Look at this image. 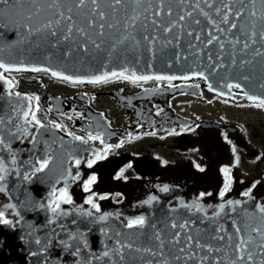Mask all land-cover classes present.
<instances>
[{"label": "water", "instance_id": "water-1", "mask_svg": "<svg viewBox=\"0 0 264 264\" xmlns=\"http://www.w3.org/2000/svg\"><path fill=\"white\" fill-rule=\"evenodd\" d=\"M159 2L160 0H151V5L146 2L137 11L142 12L145 8L156 9L159 6ZM194 3L195 0H191V3H189V0H185V4L181 5L179 0H164L165 11L170 7L173 12L171 18L164 15L161 20L159 17H154L151 11L145 12L144 15L140 16V20L136 22L135 29H129L132 36L124 39L125 36H128V33L124 31V22L134 14L133 9L136 8L133 0H125V6L116 13V19L120 21L119 27L111 29L110 31L108 29L105 30L104 51L85 54L79 49H76L70 56L64 54L67 49L73 48L70 41H61L55 47L52 46L59 39V36L62 35V33H59V30L57 37H52L45 31L28 39H23L21 36L23 30L16 29L12 23H9V17H5L3 21L5 27L0 28V60L21 68H49V72H33L28 70L11 72L24 74L20 77L19 81L28 86L36 87H43L44 85L39 78L33 76L34 74L45 73L54 79L61 80L58 77H53L51 71H57L63 75H70L74 78H82L85 80L102 75L105 72H119L125 68L128 69L129 74L134 71L137 75L178 77L170 82L196 79L205 81L199 76L194 75L195 73H203L207 76V81L199 87H196V85L193 86L192 84H179L177 86L167 87L157 85L144 87L140 92L132 95H124L122 90L113 94H99V97L109 96L113 98L125 110V116L131 123V127L126 131L111 128L109 120L103 113L96 112L92 109L89 103H86L88 100H85L86 105L82 107L79 104L81 95H77L69 100L68 98L51 95L46 89L43 90V96L39 100V114H44V108L63 116L82 113L84 119L90 121V124L83 126L81 124L78 125V122L75 124V127H78V129L83 130L87 134L89 132L103 134L105 143L113 140L114 137L118 138L119 142L121 140H130L129 134H131V138H134L135 135L137 137L141 133L146 132L145 130L156 127L154 122H157V125L162 123L156 129L164 131L171 120H179V118L175 119L176 116L172 112L171 101L181 95L200 97L204 88L210 91L209 84L215 89V91L210 92L215 94L221 92L223 95L219 96L222 97L236 98L232 90L230 92L225 86L227 83H239L244 91L249 92V94L264 96V88L260 87L264 83V57H255L253 59L254 48L260 47L261 45L259 43L250 48L247 54L241 53L239 51L240 46H237V49H233L227 41L236 36H240L241 43H243L246 36L242 35L238 30H233L232 33H225V35L221 36V40L225 41L223 53H220L218 43L216 42L212 45L205 46L209 38V31H212L214 35H220V33L216 32L212 25L208 24L207 20L199 15L198 10L194 11V18H199L201 24L195 25L191 19H187L184 22L185 28L188 31H194V35L188 36L185 31L179 41L175 37L181 31L180 29H174L172 33L165 35L162 28L157 29L150 22L151 19L156 18L164 26H168L169 21H175L178 15H182L185 11H193L191 4ZM245 3H248V7L251 8L248 0H245ZM215 6L222 7V0H216ZM201 7H205V10L209 11L212 18L219 22L220 17H217L211 9H207L203 4H201ZM257 7H259V0H257ZM240 8L241 5L237 0L233 12ZM49 16L50 13L45 12L42 14L40 20L44 21ZM145 16H147V19H145ZM248 19V10L245 9V16L238 23L247 24ZM109 22H114L111 17L109 18ZM257 23L259 25L260 22L257 21ZM144 24L148 25L147 28L143 27ZM221 27L227 28L226 25H221ZM196 34L200 35V41L195 40L194 36ZM145 35L149 38L153 35L158 37L157 42L153 45L154 51L149 50V43L143 39ZM132 37H135V39ZM167 39H172L173 43L166 44ZM118 40H123V43L117 44L115 53L109 58L108 52L110 51V46ZM136 41H139V44ZM190 43L195 44L196 47H189ZM177 44L179 45L178 47L176 46ZM198 50L199 54L197 55ZM233 52H235L237 60L235 67L231 66V54ZM209 53L212 54L215 63L208 60ZM218 55H223L225 67L214 71L216 65L221 63L220 60L216 59ZM245 59L253 60V63L245 65L242 70L240 61ZM183 76H189L190 78L188 80L180 79ZM244 76H248L250 79L244 80ZM6 77L9 78L8 76ZM154 81L157 80L149 79L139 82L149 83ZM162 82L169 81L163 80ZM27 96L30 95L20 94L19 99L16 98L15 93L9 96L7 85L0 80V118L7 119L9 116H13V106L19 108L20 105H24L26 110L28 102L23 98ZM73 101H77V103L72 105ZM159 108L166 115L161 118L158 116L157 119L152 113ZM201 121L195 123L198 124L202 132H207L209 129L207 127L210 122L206 120ZM21 122V120H17V123ZM138 123L143 124L144 127L138 129V132H136L135 127ZM44 125L45 128L41 129V134L37 136L38 144L36 146H33L30 142V137L24 138L22 135L19 138L7 137L12 149L17 154V160L22 174L25 171L30 172L32 166L35 165L36 158L49 151L53 156V164L49 166V170L39 173L37 177L31 178L29 181L16 178L13 173L8 178L7 191L0 192V211H5L6 218L12 221L10 225L0 223V264H76L78 260L80 264H88L89 261L91 264H146L148 260H153V264H156V260L159 257L154 260L152 256L143 252H136L134 249L137 247H151L153 251L158 252V241L154 237L157 231L160 232L161 237L165 241L171 239L177 231L181 232V237L183 238L184 233L181 229H173L171 227L174 222L179 225L188 221L187 231L189 234L194 236L198 235L201 242L211 243L214 246L221 242L211 240L210 236L215 234V230L220 225H223L224 229L233 235L235 241L236 226L241 227L243 234L246 236L248 231L245 225L256 226L260 224V214L256 211V206L264 205V197L256 193L252 194L253 199H249L248 197L243 198L238 193L226 195L224 200H221L216 195H205L203 199H199L198 201L204 209L201 212H198L195 208L186 209L182 207L181 201L184 204H191L197 200L199 197H195L194 192L201 190L200 183L205 184L202 176H196V179H194L195 176L193 177L192 181L196 187H192L190 181H188L190 185L184 183L186 178L184 173L179 175L176 181L147 183L146 185H142L141 183L136 184L134 181H129L122 185L116 184L117 191L118 187H120V192L122 193L124 191L122 194L126 195V201L123 204H116L114 206L112 201H104V203L100 204L102 205L101 213H95L93 210L94 214L92 217L81 216L74 211L76 207L83 206L85 209H90V206L84 202L75 206L79 202L78 200L80 198L83 199L85 195V193H82V182L88 177L89 169L87 170L84 164L92 156L91 149L99 151L100 149H97L99 147L92 142L88 144L75 141L71 136L69 137L61 131L59 132L58 129L47 124ZM224 127H226V131L231 132V126ZM156 129L154 130L156 131ZM30 132L36 135L35 128H31ZM98 145L101 148L102 144L100 143ZM69 153L73 157L82 160L79 169L75 167L74 159L70 160ZM0 155L5 157L7 166L12 168L13 166L10 163V156L7 151L0 152ZM29 160L31 164L26 163ZM121 160L126 162L128 161V157L123 156ZM142 161L145 160H137L135 167L138 172L141 171L142 167L145 168L140 173L144 177L146 171L150 170L151 164ZM109 163L106 166L101 165L90 169V173L96 172L100 180L105 183L108 174L115 164L114 159L110 160ZM118 163L119 159L117 158L116 165ZM61 165L64 168H71L73 174L79 171L81 179L76 182H69V191L72 194L74 204L62 205L66 211L71 212V215L60 217L56 224H49L48 221L52 214L46 207L41 208L39 205L42 203L46 204L50 199L49 193L51 187L58 179ZM155 171L156 166H152V171L147 174H152ZM112 185L113 183H105L102 185L99 183V186L104 189H108ZM55 186L57 188L63 187V182L61 181V183L55 184ZM164 186H167V192L161 191ZM153 196L156 197V200L152 201L151 204L145 203V201ZM227 200L240 201V205L235 210L230 206H226L224 211L220 212L219 205ZM8 204H15L16 208L14 210H5L4 206ZM16 213H19V215ZM102 213H111L112 215L104 221H99L97 217ZM246 213L253 215L249 218ZM139 216L145 217V227L143 229H128L126 227L128 220L136 219ZM234 220L237 222L236 225L233 224ZM60 225L64 226L63 229ZM53 229L60 233V235L56 236L52 232ZM70 233L76 234L77 236L83 233L84 238L87 240L88 248H84L82 243L79 245L82 249L80 257L72 256L71 249H65L63 245L58 243L61 238L67 239ZM252 235L255 236V233H252ZM13 237L14 239L17 238L16 240L13 239V243L15 242L16 245L20 243V245H17L18 248L16 250V257L18 256V258H15V254L12 253L13 246L11 239ZM37 238L41 239V245L35 243ZM49 238H51L52 243L49 245L47 253L45 255L38 254L33 256L32 253H39L43 243ZM117 241L132 244L133 246L132 250H123V260L113 252ZM70 243L76 244L75 241H70ZM16 245L15 247H17ZM106 250L112 252L110 257H102V253ZM169 250H171L172 254H179L173 245L166 243L165 255L169 259H171ZM3 255L5 259L2 263L1 256ZM215 255H231V250L226 249L225 252ZM10 257H14V259H10ZM179 264H184V262L181 261ZM190 264H195V262H190Z\"/></svg>", "mask_w": 264, "mask_h": 264}, {"label": "snow or ice", "instance_id": "snow-or-ice-1", "mask_svg": "<svg viewBox=\"0 0 264 264\" xmlns=\"http://www.w3.org/2000/svg\"><path fill=\"white\" fill-rule=\"evenodd\" d=\"M151 5V0H133V3L136 5V8L133 9L134 14L125 20L124 22V31L128 33V36H125L124 39H128L129 36H132V33L129 32V29H135L136 22L140 20V16L144 15L145 12L151 11L154 17H159L161 20L163 16L166 15L169 18L172 17L173 12L170 7L165 11L164 0H160L159 6L156 9L145 8L142 12L137 11L145 3ZM241 5V8L233 12V8L237 3V0H222V7H216V0H195L194 4H191L193 11H185L182 15H178L175 21L170 20L168 26H164L156 18L151 19V24L155 28L163 29L165 35H168L173 32L174 29H180L181 31L176 35L175 39L179 41L182 38L184 32H187L188 36H193L194 31H188L185 28L184 22L187 19H191L192 23L195 25H200L201 20L199 18H194V11L198 10L199 15L203 16L207 23L212 25L216 32L220 35H214L212 31L208 32V40L206 45H212L214 42L218 43L220 53L224 52L225 41L221 40V36L225 33H232L233 30H238L242 35L246 36L243 43H241L240 36H236L233 39L228 40L227 42L231 44L233 49H237V46H240L239 51L241 53L247 54L249 49L258 43L260 47H255L253 52V59L255 57H264V0H259V7H257V0H248L251 4V8L248 7V3H245V0H238ZM181 5L185 4V0H179ZM191 3V0H189ZM201 4L206 6L207 9H211L217 17H220L219 22L212 18V15L209 11L205 10V7H201ZM125 6V0H0V28L5 27L4 18L9 17V23H12L16 29H22L23 32L21 36L23 39H28L38 33L47 31L48 35L52 37L58 36L59 33L62 35L59 36V39L52 45L53 47L56 44L63 42H71L73 48H69L64 53L65 55H71L72 52L76 49H79L85 54H91L92 52H103L105 45V30L117 28L120 25V21L116 19V13ZM245 9L248 10V23H238L241 21L242 17L245 16ZM110 10V11H109ZM48 12L50 16L41 21L40 18L43 13ZM112 18L114 22H109V18ZM232 17V19H230ZM147 19V16H145ZM259 21V25L257 23ZM221 25H226L227 28L221 27ZM147 24H144L143 27L147 28ZM202 31V29H201ZM135 39V37H132ZM196 41H200L201 37L199 34L194 36ZM145 41L149 43V50L154 51L153 45L157 42L158 37L153 35L149 38L147 35L143 37ZM123 43V40L115 41L110 46V51L108 52L109 58L116 51L117 44ZM139 44V41H136ZM172 39H167L166 44H172ZM179 46L178 44L176 45ZM189 47L195 48L196 45L190 43ZM199 54V50L196 53ZM231 66L235 67L237 64L235 52L231 54ZM216 59L220 60L221 63L216 65L214 68L218 70L219 68H224L225 64L223 63V55H218ZM208 60L212 63L213 61L212 54L209 53ZM253 63V60H241L240 66L243 70L245 65H250ZM0 80L3 81L8 87V95L12 96V89L15 87V82L13 79L7 78L4 73H11L13 71L19 72L21 70H28L33 72H49V68L42 67H32V68H21L16 67L11 63H5L3 60H0ZM53 77H58L63 81H69L73 84L80 83H91L99 84L102 82H107L110 78L116 77L124 80H130L132 83H137L139 81H147L149 79H155L157 81H172L177 79L175 76H148V75H137L134 71L130 74L128 69L125 68L122 71H112L111 73L105 72L102 75L91 77L87 80L82 78H74L70 75H63L57 71H51ZM194 75L199 76L201 79L207 81V76L203 73H195ZM189 76L180 77V79L188 80ZM244 80H249L248 76L243 77ZM228 90L231 92L232 89H239L243 93L244 98L249 101H252V106L264 108V96H257L249 94V92L244 91L242 86L239 83H227L225 85ZM196 87H199L196 85ZM210 91H215L212 88V85H208ZM261 88H264V83L260 85ZM217 95H223L221 92H217ZM17 99L20 98L19 93H15ZM28 103L26 106L20 105L19 108L13 106V116H9L7 119L0 118V152L7 151L10 156V163L13 166L9 168L6 164L5 157L0 155V192L7 191V182L9 176L15 174L16 178H22L24 181H29L31 178L37 177L39 173L49 170V166L53 164V156L51 152H46L42 156H38L35 161V165L32 166V170L25 171L21 173L19 162L17 160V154L12 149L10 141L7 137H16L19 138L21 135L24 138L30 137V142L33 146L38 144L37 136L40 135V130L45 128V125L37 118L36 113L40 111L39 106V97L27 96L24 97ZM32 101L36 102L35 108H33ZM159 114V113H157ZM17 120H21V123H17ZM52 123V122H50ZM52 127L56 129H62V124L52 123ZM35 128L36 135L31 134L30 129ZM183 130V129H182ZM150 135H155V132L149 133ZM170 134H178L175 130H172ZM68 135L72 136V139L75 141H80L82 143H87L88 141H97L103 145V150L99 151L96 149H91L92 156L86 162L87 167L91 169L93 165L98 160L106 159L108 153L111 152L114 148H120L123 146L124 141L121 140L119 144L110 145L105 143L103 134L97 133L93 135L91 132L88 133L87 139L85 140L81 136H76L73 133L69 132ZM129 139H131V134H129ZM227 139V137H225ZM235 147H233V152L235 153ZM70 160L74 159L75 167L80 168L82 160L75 158L69 153ZM26 163L31 164V161ZM239 164V157H236V165ZM128 168L132 167V164L127 165ZM197 168L200 171H204L199 165ZM124 169L120 171V174L117 176V179L123 177ZM224 176L223 190L219 193L221 200H224V197L229 191H231L233 178H232V169L230 167H224L221 169ZM81 179V174L77 171L73 174L71 168H64L61 165L59 169L58 179L55 181V184L63 182V187L57 188L55 184L51 187L49 193L50 199L46 204H40L41 208H47L51 215L49 219V224H56L57 220L60 217H67L71 215V212L66 211L62 205H72L74 203L72 195L69 191L70 184L69 182H76ZM97 177L95 174H91L83 181V190L87 193H90L85 200V204L90 206V209H85L83 206H78L74 211L81 215L92 217L93 210L95 213H101V206L97 203V200H106L109 197L107 196H97L92 192V185L96 183ZM258 183V181L256 182ZM256 184L254 183L248 190L243 192L245 197L253 199L252 189L255 188ZM161 191L167 192V186H164ZM205 195H211V193H200L199 198L193 201L191 204H184L181 201V206L186 209L195 208L198 212L204 211L203 206L199 204V199H203ZM156 200V197H150L149 200L145 203L151 204L152 201ZM240 205V201L227 200L224 203L219 205L220 212H223L226 206H230L235 210L237 206ZM5 210L15 209V204L5 205ZM175 211V209H173ZM256 211L260 214V224L245 225L247 228L248 234L245 236L241 227H235L236 240L234 241L233 235L228 233L224 229L223 225H220L218 229L215 230V234L210 236L211 240H215L221 243H218L216 246L211 243L201 242L198 235L189 234L187 231L189 222L185 221L181 224L172 223L171 227L173 229H181L184 233L183 238L181 237V232L177 231L169 239L165 241L159 231L155 232V240L158 241V252L153 251L151 247L145 248H135L136 252H143L153 257L156 260V264H179L183 261L184 264H190V262H195V264H264V205H257ZM19 215V213H16ZM219 214V213H218ZM217 214V215H218ZM111 213H102L97 217L99 221L106 220ZM119 215V214H117ZM246 215L251 218L253 214L246 213ZM0 223L10 225L12 221L6 218L5 211H0ZM75 223V221H73ZM145 217L139 216L136 219H129L126 227L128 229L145 227ZM236 221H233V224L236 225ZM63 229V225H60ZM56 236H59L60 233L56 232L55 229L52 230ZM223 233V234H220ZM255 233V236L252 235ZM70 241H75L76 244L70 243ZM37 245H41V239L37 238L35 240ZM52 243L51 238L47 239L43 246L41 247L39 253L33 252L32 255H45L47 253L49 245ZM59 244L63 245L65 249H71V255L80 257L81 243L84 248H88L87 240L84 238V234L80 233L79 236L76 234H69L67 239H59ZM171 244L176 248V252L179 254H172L171 250L169 253L171 259L165 255V245ZM124 249L132 250V244L121 243L120 241L116 242V247L113 249V252L120 257L121 260L124 259ZM226 249L231 250V255L219 256V254L225 252ZM202 253V254H201ZM112 252L104 251L102 257H110ZM76 264H80L78 260ZM88 264H91L89 261ZM146 264H153V260H148Z\"/></svg>", "mask_w": 264, "mask_h": 264}, {"label": "flooded vegetation", "instance_id": "flooded-vegetation-1", "mask_svg": "<svg viewBox=\"0 0 264 264\" xmlns=\"http://www.w3.org/2000/svg\"><path fill=\"white\" fill-rule=\"evenodd\" d=\"M43 75L46 76V74H38L37 76L42 78ZM11 76L14 79L18 78V75L15 74ZM49 78L52 84L50 83L45 84L46 85L45 87L51 95L63 97V98H70V99L74 98L77 95H81L80 97L81 101L79 102V104L82 107L85 106L86 103H89L91 108L94 109L96 112H101L104 114V116L109 120L111 128L123 129V130H127L131 127L128 120L127 122L129 126L127 127V122L126 124L125 123L121 124L120 122L118 123V121L116 122L115 119H112L110 115L106 112L108 111L110 113L111 109L109 105L107 103L104 104L103 101L109 100L111 102H114L119 107V109H121L123 112L125 111L122 109V107L120 108L118 102L113 98L109 96L99 97V94H113L119 90H122L124 95H132L140 92L144 87H148V86L153 87L157 85H162V87L164 86L167 87V86H177L179 84H183V85L192 84L193 86L195 85L201 86L204 85L205 83V81L200 79L190 80V81H175V82L154 81L149 83H143V82L132 83L130 80H124L113 77L110 78L107 82H102L100 84L94 85V84H73L68 81L54 79L51 76H49ZM20 87H24L23 89L27 88L23 84H21ZM39 91L40 90H34L33 94L35 97L38 96ZM232 92L235 95L236 100L232 98L227 99V98L219 97L217 95L212 94L206 88L203 89L202 95L200 97L194 95H181L174 98L171 101V108L174 116H176L175 119L179 118V120H175V121L171 120L164 131H160L159 129H156V127H158L162 123H159L157 125L156 124L157 122L156 123L154 122V125H156V127H152V129L150 130H145L146 132L141 133L137 137L135 135L134 138L130 140H125L122 147L114 148L111 152L108 153L106 159L98 160L94 165L96 164L103 165L108 163L112 159L118 158L120 165L110 174V178L112 179L114 184L115 183L123 184L122 181H129L130 179H133L131 177L136 171L134 164L137 162V160H145V162H147L151 154L150 152H148L149 155H147L146 151H144V153L138 154L135 153L133 149L142 142L144 144L145 142L148 141L155 142L157 143L156 145L161 146L162 141L168 139L171 140L170 142H173L174 144L171 145L170 147L173 150H176V153L183 156L180 157L181 160L189 159V161L187 162V164L189 163V171L193 172L194 170L199 174L204 175V177L208 179V184L204 186L203 191L196 192L195 196H199L200 193H211V194L218 193V196H220L219 193L223 190V184H224V176L221 169L224 167H230L232 169L231 174L233 178V184L231 191H229L227 194H230L232 192H237L240 193V196L245 197L243 195V192L248 190L255 183L256 186L255 188L252 189V194L257 190H261L262 192L261 195L263 196L264 177H262L261 175H257L254 176L253 178V173H252L253 171L247 170L248 166H250L255 170L256 173L259 171V168L262 167L261 165H264V145L260 146L259 151H254L252 153L250 160L247 161V152L251 149V141L249 140L247 135L250 125L248 124L245 125L244 123L239 125L237 123L229 122L228 121L229 118H224L222 115L219 116L220 119L201 116L200 114H197L194 111L192 112L193 116L191 115H190L191 117L184 116L180 114L175 108V104H177L179 100H190L196 103L199 102L203 103L204 101H206V104L208 106L211 105L212 108H216V106L219 105L223 108L232 109L235 111H242V110L253 111L255 113L260 114L261 116H264V108L252 106V103L246 101V99L243 97V94L240 92L239 89H233ZM208 97L210 98L208 99ZM85 100L88 101H86L85 103ZM76 103L77 101H73L72 105ZM152 114L156 116L157 119L158 116H160L161 118L162 116L166 115L161 108L155 110ZM50 118L56 120L59 124L63 125L62 129L64 133L68 134L69 132H71L76 136H83L87 138V135H85L84 132L74 127V124L77 121L83 126H87L90 124V121L84 119L82 113L73 114V115L68 114L67 117H62L56 115L55 112H52L50 114ZM45 119L41 118L40 121H46ZM201 120H206L210 122L209 125L207 123L208 125L207 128H209L207 132H202L198 127V124L195 123L197 121L202 122ZM212 122H216V123H212ZM233 125L237 127H234ZM224 126H231L232 127V129L230 130L231 132L226 131L225 130L226 127ZM142 127H144V125L138 123V125L135 127L136 132H138V129H141ZM154 129H156V131ZM214 129H216V132H213L212 138L208 140L207 134H209V132ZM172 130H175V132L178 134L175 135L170 134ZM153 132H155V135L149 134ZM234 134L236 135L233 136ZM225 137H227V139H225ZM202 141L208 142L209 144L214 143L217 147H219V150L215 152L216 151L215 146H212L210 149H207L205 147L203 148L198 147L200 142ZM120 142L119 139L116 137H114L113 140L111 141H107V143L110 145H116L119 144ZM262 143L264 144V141H262ZM95 144H100V141L99 140L95 141ZM202 145L204 146L206 144H202ZM233 147H235L236 150L235 153L233 152ZM101 150H103V145H101ZM195 153H197V156H195ZM123 156L128 157V162L122 165L121 163L123 161L121 160V158ZM237 156L239 157L240 164L238 166L233 167L232 165L236 163ZM155 158L158 160L159 164L162 165L163 167H167L168 165L169 167L174 166V164L172 163L173 161L172 162L167 161L166 158H164V155H161L160 153H156ZM204 162H207L208 164L210 163V166L207 167V165L204 164ZM129 163L132 164L131 168L127 167ZM197 165L203 168L204 171H200L197 168ZM212 165H217V167L213 169ZM122 169L125 170L123 177L117 179V176L120 174V171ZM212 170L213 172H215L214 176H210L212 174ZM155 172L158 173V168ZM257 181L258 183H256ZM94 185H92V192H94L97 196L107 194V197H109L108 199H112V201H117L118 199H120V195L115 193V191L108 192V190H106L105 193L98 192L99 190H101L100 189L101 186L97 188V181ZM102 189L104 188L102 187ZM97 192L100 194H98ZM87 194L90 195V193ZM88 195L86 196V198L88 197ZM99 202L100 200H97V203Z\"/></svg>", "mask_w": 264, "mask_h": 264}, {"label": "rangeland", "instance_id": "rangeland-1", "mask_svg": "<svg viewBox=\"0 0 264 264\" xmlns=\"http://www.w3.org/2000/svg\"><path fill=\"white\" fill-rule=\"evenodd\" d=\"M42 79L44 81V84H49V83L52 84V82L50 81L49 76H47V75L44 76L43 75ZM35 87L36 86H33V88H26V89H23V90L24 91H29L31 89L34 90ZM54 88H56V87H54ZM209 98L210 97H208V99ZM68 99H70V98H68ZM103 103L104 104L107 103L109 105V107L111 109L110 113L108 111H106V110L105 111L110 115V117L112 119H115V121L116 122L118 121V123L120 122L121 124H123V123L126 124L128 119L125 116V112H123L121 109H119V107L114 102L106 100V101H103ZM99 107H100V105H99ZM120 108H121V106H120ZM175 108L177 109V111L180 114H182L184 116L191 117V116H193L192 112L194 111L195 113L200 114L201 116H207V117H211V118H214V119H220L219 116L222 115L224 118H229V120H228L229 122L237 123L239 125H241L242 123H244L245 125L246 124L250 125L247 135H248L249 140L251 141V149L247 152V161L250 160V158L252 156V153L254 151H259L260 150V146L264 145L262 143V141H264V116H261L258 113H255L253 111H246V110L235 111V110H232V109L223 108V107H221L219 105H217L216 108H212L211 105L208 106L206 104V101H204L203 103H200V102L196 103V102H192L190 100H179V102L177 104H175ZM128 122H127V127L129 126ZM130 125H131V123H130ZM234 127H237V126H234ZM213 132H216V129L211 130L209 132V134H207V139L208 140H210L212 138V133ZM235 135L236 134H234L233 136H235ZM256 137H258V138H256ZM233 138H236V137H233ZM170 141L171 140H168V139L162 141L161 146L156 145L157 143L152 142V141L145 142L144 144L142 142L141 144L136 146L133 149V151L135 153L141 154V153H144V151H146L147 155H149L148 152L151 153L147 162H152V161L156 162L158 164V173L153 172L152 174H146V177H142L140 175V173L136 170L134 172V174L132 175V177H131L133 179H130L129 181L130 182L134 181V182H136V184L137 183H141L142 185L143 184L145 185L147 183H155V182L176 181V177L182 171H185L186 174L188 175L185 178V183H188V180L193 179V177L195 175L190 174L189 171H188V164L189 163L187 164V162L189 161V159L181 160L180 157H183V156H181L178 153H176V150H173L170 147L171 145H174L173 142H170ZM163 143H165V144H163ZM201 143L202 144H206V145L208 144V145L207 146L206 145L203 146ZM145 146H146V149H145ZM212 146L216 147V151L215 152H217V150H219V147H217L214 143H210L209 144L208 142H205V141L200 142L198 147H202V148L205 147L207 149H210ZM153 149H155V150H153ZM156 153H160L161 155H164V158H166L167 161H170V162L173 161L172 163L174 164V166L173 167H169V165H168L167 167H163L162 165H160L158 160L155 158V154ZM195 156H197V153H195ZM174 160L178 161V162H175ZM109 162L106 163V164H103V166H106L107 164L109 165L110 164ZM125 163L126 162L123 161L121 164L123 165ZM243 163H245V162H243ZM204 164H206L207 167L210 166V163L208 164L207 162H204ZM239 164H240V162H239ZM114 165H116V163ZM114 165H113V168H112L111 172L108 174V176H107V178L105 180V183H111L112 179L110 178V174L120 164L118 163L116 165V167H114ZM234 165H236V163L233 164L232 166L235 167ZM212 166H213V169L215 167H217V165H212ZM261 166L262 167L259 168V171L256 172V173H255V170L252 167H250V166H248L247 170L248 171H253L252 172L253 173V178H254V176H257V175H261L262 177H264V165H261ZM142 169L144 170L145 168L142 167ZM239 170H241V169H239ZM151 171H152V167L150 168L149 171H146V172H151ZM150 175H152V176H150ZM214 175H215V172H213V170H212V174L210 176H214ZM196 176H199V175H196ZM206 180H207V178L205 179V181ZM105 183H104V181L100 180V184L101 185L105 184ZM100 189L101 190L98 189L99 190L98 192L105 193V191L108 190V192L109 191L110 192L115 191V193L120 195V199H118L117 201H112V199H109V200L106 199V201H112L114 203L113 204L114 206H116V204H119V205L123 204L124 201H126V198H125L126 195H123V194L120 193V187H118V191H117L115 184L110 186L108 189H102V187H100ZM233 193H237V192H232L231 194H233ZM261 193H262L261 190H257L256 191V194H258V195H261ZM98 194H100V193H98ZM103 195L107 196V194H103ZM75 206H78V205L75 204Z\"/></svg>", "mask_w": 264, "mask_h": 264}, {"label": "bare ground", "instance_id": "bare-ground-1", "mask_svg": "<svg viewBox=\"0 0 264 264\" xmlns=\"http://www.w3.org/2000/svg\"><path fill=\"white\" fill-rule=\"evenodd\" d=\"M27 212H28V211H27ZM29 214H30V213H29ZM13 239H14V237L11 239V240H12V246H13V251H12V253L15 254V258H18V256L16 257V255H17V254H16V252H17L16 250H17V248H18L17 245H20V243L16 245L15 242L13 243V241L16 240L17 238H15L14 240H13ZM42 239H43V238H42ZM7 240H8V238H7ZM8 244H11V243H8ZM15 245H16L17 247H15ZM10 253H11V252H10ZM6 254H7V253H6ZM14 254H12V255H14ZM1 257H2V263H3V262H4V259H5V258H4V255L1 256ZM10 259H14V257H10ZM7 260H8V259H7ZM54 260H55V259H54Z\"/></svg>", "mask_w": 264, "mask_h": 264}]
</instances>
